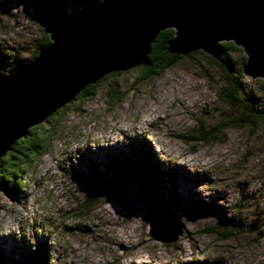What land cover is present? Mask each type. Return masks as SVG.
Returning a JSON list of instances; mask_svg holds the SVG:
<instances>
[{"label": "rangeland", "instance_id": "obj_1", "mask_svg": "<svg viewBox=\"0 0 264 264\" xmlns=\"http://www.w3.org/2000/svg\"><path fill=\"white\" fill-rule=\"evenodd\" d=\"M3 1L0 78L34 60L45 14L92 2ZM236 47L238 73L247 55ZM210 58L189 54L142 82L143 66L112 73L93 99L63 107L57 125L43 121L53 137L45 153L20 156L25 190L0 185V264H36L41 252L51 264H264V118L231 125L241 111L220 98L224 75ZM262 82L245 76L240 93L258 111ZM156 200L183 225L172 243L150 235Z\"/></svg>", "mask_w": 264, "mask_h": 264}, {"label": "water", "instance_id": "obj_2", "mask_svg": "<svg viewBox=\"0 0 264 264\" xmlns=\"http://www.w3.org/2000/svg\"><path fill=\"white\" fill-rule=\"evenodd\" d=\"M41 26L50 44L0 78V159L31 127L90 85L149 64L153 43L167 29L175 31L170 54L202 51L221 63L222 43L233 42L247 55L244 76L264 79V0L92 1L63 18L47 17ZM149 210L152 238L164 244L177 240L183 227L179 216L162 200Z\"/></svg>", "mask_w": 264, "mask_h": 264}, {"label": "trees", "instance_id": "obj_3", "mask_svg": "<svg viewBox=\"0 0 264 264\" xmlns=\"http://www.w3.org/2000/svg\"><path fill=\"white\" fill-rule=\"evenodd\" d=\"M94 2H102V0H92ZM4 3L3 0H0V6ZM76 12L74 9L67 10V15ZM54 18L55 16L45 14V18ZM175 31L173 29H167L162 31L156 41L152 45V52L150 54V63L143 65L142 73L139 75L137 82L145 81L149 78H157L162 76V74L169 68L175 66L181 60L187 58L188 56H179L170 54L167 51L168 42L174 37ZM44 39L40 43L38 50L35 51L33 59L36 58L38 55V51L42 47H46L50 44L49 36L43 35ZM222 46L224 48V55H223V62H217L212 57L210 60L220 66L224 75L225 81V88L222 90L220 94V98L223 102L231 105L232 107L240 108V114L233 119L230 123L234 126H243L248 123H255L256 121L263 119L264 111H258L256 100L251 97V95H247L246 98H241L240 93L243 90L242 87V80L245 78L242 68L239 69L238 73H235L231 55L229 54L228 50L233 48L236 49L237 47L234 45L233 42H223ZM238 49V48H237ZM195 55H202V51H196ZM27 64V62H23L22 65ZM19 66H15L11 72H15ZM120 75L121 73H117ZM114 74L108 75L113 76ZM99 83L90 85L87 87L82 93H80L76 98L83 101L93 99L96 94L98 93ZM262 87L264 88V82H262ZM108 96L111 98H116V100H121L120 97H116L117 94L115 90L110 89L108 90ZM73 104V101L70 102L66 109ZM65 108L60 109L56 112V114L52 115L55 116V125L62 118V111L66 110ZM59 116L60 118H57ZM51 118V117H50ZM49 122V120H47ZM44 133H43V132ZM49 132L48 127L45 125H35L29 129V134L20 138L12 147L10 151L7 152L5 156L0 159V185L5 189V187L11 188L9 193H15V195H20L22 190L24 189V185L22 183L23 174L24 172H28L26 167H21L20 165V156H25V154L30 151H33L37 154L45 153L48 149L47 146L51 143L53 134L50 132L49 134H45ZM26 157V156H25ZM28 161H33L30 157L26 158ZM12 166L18 167L19 171H16ZM11 184V186H10ZM10 186V187H9ZM91 194H88V197ZM157 201V200H156ZM94 200L87 199V203L92 204ZM45 246H42V250H44ZM41 250V251H42ZM36 264H51V260L47 254L41 252V256L36 260Z\"/></svg>", "mask_w": 264, "mask_h": 264}, {"label": "bare ground", "instance_id": "obj_4", "mask_svg": "<svg viewBox=\"0 0 264 264\" xmlns=\"http://www.w3.org/2000/svg\"><path fill=\"white\" fill-rule=\"evenodd\" d=\"M143 117H144V116H143ZM147 120H148V119H147ZM147 120H146V121H147ZM143 121H144V119H143ZM104 209H105V211H106L107 214L112 215V213L108 210L109 207H105V206H104Z\"/></svg>", "mask_w": 264, "mask_h": 264}]
</instances>
